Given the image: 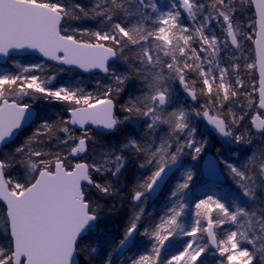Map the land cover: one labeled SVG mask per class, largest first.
<instances>
[{
	"label": "snow or ice",
	"instance_id": "6c2138e0",
	"mask_svg": "<svg viewBox=\"0 0 264 264\" xmlns=\"http://www.w3.org/2000/svg\"><path fill=\"white\" fill-rule=\"evenodd\" d=\"M253 5L257 19L248 27L254 36L236 19L238 12L250 11ZM72 20H94L97 28L73 27L68 23ZM245 41L255 44V63L242 55ZM22 50L38 52L57 65L69 66V71L98 69L112 83L102 85V95H94L79 86L53 85L55 74L0 75V201L5 206L0 210V234L6 240L0 243V264H116L114 256L134 246L137 235L148 239L150 251L131 258V264H181L182 259L183 264H197L210 246L223 258L220 264H264V151H253L243 162L220 161L235 188L221 197L198 199L190 228L181 217L188 207L186 190L194 173L185 168L182 179L169 190L159 223L140 231L144 206L169 174L183 167L185 156L198 161L207 147L206 139L197 138V118L221 138H230L222 147L238 146L232 155L252 144V129L264 137V113L254 115L251 129L237 135L234 129L247 114L237 115L231 107L222 111L224 102L242 94L241 59L246 69L258 67L259 108L264 109V0H169L163 8L157 0H91L90 6L76 0H0V55ZM125 50L132 53L131 59ZM117 61L123 62L125 71L113 66ZM36 70L43 66L34 64L22 73ZM193 72L203 85L199 90L196 81L188 78ZM17 82L18 95L35 98L38 93L67 105L70 119L58 129L64 139L57 137L68 149L66 154L32 147L33 141L51 132L47 121L23 145L4 151L21 130L29 108L6 98L3 86L11 90ZM176 82L193 101L198 95L207 97L202 110L186 107L176 98L172 86ZM129 84L141 94L129 96L121 106L127 115L119 119L114 97ZM86 125L97 126L105 136L121 132L124 139L119 145H101L108 150L99 161L93 156L92 163L74 162L87 154L90 141L95 143ZM71 126H79L82 135L75 136ZM162 126H167L163 134ZM126 152L136 157L131 165ZM18 165L21 175L14 176ZM126 165H135L141 173L127 197L134 202L133 211L119 245L108 246L102 227L106 217L93 197L117 196L116 185ZM105 176L111 179L100 183ZM224 224L230 227L218 239L215 229ZM197 233H206L208 243H200ZM173 236L192 239L169 259L161 250Z\"/></svg>",
	"mask_w": 264,
	"mask_h": 264
},
{
	"label": "trees",
	"instance_id": "16d2710c",
	"mask_svg": "<svg viewBox=\"0 0 264 264\" xmlns=\"http://www.w3.org/2000/svg\"><path fill=\"white\" fill-rule=\"evenodd\" d=\"M78 3L88 4L90 6L91 0H76ZM203 2L207 3L208 0H203ZM239 7V5H237ZM236 19L244 25L245 32L255 35L254 31L248 27V24L254 22L256 20L255 13L253 10V6L251 7L250 11H245L243 14L237 13ZM182 20L185 24H189L187 19L182 17ZM73 27H82L88 28L90 30H95L97 28L96 21L94 20H72L68 22ZM218 31V30H217ZM79 38V37H78ZM87 39V37H84ZM245 49L243 52V56L247 57L248 63H255V52H254V43L252 41H245ZM224 56V53H221ZM240 55V53H238ZM125 56L131 59L132 53L125 50ZM241 64L240 70V78L244 82L243 88L240 89L242 93L238 97H233L231 100L224 102V108L222 111L227 112L229 107L232 108L233 111L236 112L237 115L241 113H246L245 119L241 121L239 128L234 129V134H240L241 132H246L251 129L250 121L254 115L258 113V105H259V98H258V77L256 73V69H246L244 67L245 61L241 59L239 61ZM34 64H41L43 66V70H36L34 73H22V69L26 67H31ZM19 66V67H18ZM118 71H125L126 68L124 67L123 62L117 61L115 65H113ZM59 67L52 63L43 62L34 57H26L23 59L19 58H11L8 63L4 66L5 69L4 75H31L35 74L40 76L41 78H47L52 75H56V80L53 82V85L60 86L62 84H67L69 86H79L85 89L86 92H92L94 95H102L103 87L102 85L111 84L112 81L107 79L106 77H102L100 75H92V76H83L77 70H65L60 72ZM65 69V68H64ZM189 80L196 81V88L199 90L203 87L202 83L200 82L199 78L197 77L196 73L189 74ZM229 78L231 80H235V76L233 74H229ZM20 82H17V85H12L11 90H9L8 85H4V91L6 98L9 102L15 101L20 105H29L30 107L34 108L37 111V117L35 122L23 129L18 136L17 140L9 145L8 148H5L4 151H14L16 147H19L24 144L29 136L32 135V132L36 130L41 123L47 121L48 124L52 125V130L49 134L39 137L37 141H33L32 147L38 151L43 152H61L62 154H66L68 149L57 140V137L60 140L64 139V134L59 132V127H62V121L69 120L67 105L57 101H50L40 94H34L35 98L32 96H24L18 95V85ZM138 84V82H137ZM52 85H49L51 87ZM173 88L176 91V98L184 104V106H191L197 110H202V106L207 103L206 96H199L197 99V103H193L187 94L183 91V88L178 84V82L174 83ZM30 91V90H29ZM141 93L135 91V85H125L124 91H122L119 96L114 97V102L117 107V117L119 119H123L127 113L121 111V106L128 100L130 95H140ZM3 104V101H0V105ZM198 123L196 125L198 133V139H206L208 144L205 148L204 152L201 153V157L198 161H192L190 157L185 156L183 158V167L179 169L177 174L172 178L170 183L164 189L161 197L152 202L149 200L147 205H145V217L141 220L140 231L144 230V227H151L156 223H159L160 216L164 214L165 206L168 203V193L172 186H174L178 181L182 179V172L185 168H191L194 173V178L192 183L190 184L189 189H187L188 197V207L185 209V214L181 217L182 223L185 224L186 227L192 225L194 220L196 219L195 216V203L198 202V199L206 198L208 195H213L214 197H221L223 192L228 189H234L235 185L232 178L229 176L227 170L223 163H221L222 168L226 174L227 181L225 184L217 185L209 182L203 175L202 171V163L203 159L206 154L212 153L216 156V158L221 161L224 158H229L230 161H237L243 162L244 158L247 155H251L253 151L260 152L264 151V137H260L255 134L252 129V144L247 146L244 151L238 155H232V150L236 149L238 146L236 144L229 143L227 148L222 147L225 141L219 139L214 133L211 132L209 127L206 125L205 120L202 118H197ZM142 130V128H141ZM164 131H167V126H162L161 134ZM91 135L98 139L97 142L99 145V149L96 153H101L103 151H107L108 149L105 147H101V145H119V143L124 139V136L121 132H116L113 135H103V134H96L95 132H90ZM75 136L82 135L81 132L74 131ZM91 147V146H90ZM243 147V146H239ZM93 149V147H91ZM219 149V152L217 151ZM93 151V150H92ZM93 153L89 152V154L80 158L79 161L74 160V162H88L90 163V156ZM126 158L128 159L129 165H131L132 160L136 159L134 154L132 153H124ZM14 176L21 175V168L18 165L12 173ZM140 170L135 166L132 165L129 167L126 165V169L124 174L120 177V182L116 185L119 194L115 197L108 198V199H97V196H94L93 199L97 201L100 205H102L101 211L106 217L104 221H102V227L104 228V234L109 238L108 239V246H118L119 241L123 236L125 226L128 222V218L132 215V205L133 201L128 199L130 195V190L134 187L137 177L140 176ZM147 175V173H145ZM111 179L110 176H105L104 179L100 180V183H103L104 180ZM23 182V181H21ZM99 195V194H97ZM114 205V207H113ZM4 206L0 204V210H3ZM148 214H151L150 216ZM216 217L217 213L213 212L212 214ZM2 220H0V230H2ZM202 225L206 226V221H201ZM228 224H224L217 229V236L218 239L223 238V233L225 230L229 229ZM234 230V229H233ZM192 239L188 236H173L169 237V240L165 241V246L161 250L162 256L166 258H171L174 254H179L180 251L183 250L184 243L188 240ZM197 240L200 243H208L207 234L206 233H197ZM137 243L133 246L132 251L130 254L122 261H117V256H114V260L116 264H131V258H138L141 254H148L150 251V242L146 237L137 236L136 238ZM0 243H6L5 237L0 234ZM103 243V239H102ZM203 260L204 264H220V259L217 254H215L211 247L206 253L201 254V259L198 260L197 264H200V261ZM183 264V259L181 261Z\"/></svg>",
	"mask_w": 264,
	"mask_h": 264
},
{
	"label": "water",
	"instance_id": "95a60500",
	"mask_svg": "<svg viewBox=\"0 0 264 264\" xmlns=\"http://www.w3.org/2000/svg\"><path fill=\"white\" fill-rule=\"evenodd\" d=\"M253 10H254V13H255V6L253 5ZM256 17V16H255ZM257 19V17H256ZM254 51H255V44H254ZM28 56H32V57H37L43 61H46V62H50L52 64H56L57 65V62H54V61H50L48 60L47 58L43 57L40 53L38 52H35V51H32V50H22V51H13L10 56H2L0 55V66H4L7 64V62L12 58V57H16V58H24V57H28ZM255 59H256V54H255ZM110 64H111V61H110ZM59 67H63L65 69H68L69 66H66V65H57ZM71 70H77L78 72H80L82 75L84 76H90V75H101L102 77H106L104 73H102L100 70L98 69H93L91 71H84L82 69H79V68H75V67H72ZM256 73H257V77H258V87H259V70H258V67L256 68ZM258 98H259V91H258ZM189 99L193 102V103H197V101H193L190 97ZM9 102V101H8ZM9 103H12V102H9ZM19 105V104H18ZM20 106H23V105H20ZM116 104H115V109H114V112H115V115H116ZM258 111L259 113H264V109H260L259 108V105H258ZM36 116H37V112L34 108L32 107H29L28 108V111L25 113V118L24 120L22 121V128L21 130L17 133V136L14 140V142L16 141V139L18 138L20 132L24 129V128H27L29 126H31L35 120H36ZM68 117L70 119V113H68ZM206 122V121H205ZM207 124V122H206ZM210 130H211V125H208ZM74 128L75 131H78V132H81V130L79 129V126H71ZM87 128H89L90 130H93L95 131L96 133L98 134H102L101 132L97 131L96 130V127L95 125H86ZM254 130V129H253ZM212 131V130H211ZM213 132V131H212ZM255 132V130H254ZM219 139L221 140H224V141H229L230 138H221L219 136L218 133H215L213 132ZM13 143V142H12ZM10 143V145L12 144ZM180 169V168H179ZM202 170H203V174L205 176V178H207L210 182L212 183H215V184H224L226 181H227V177H226V174L224 173L223 169H222V166L220 164V162L218 161V159L215 157L214 154L212 153H208L205 158H204V161H203V165H202ZM178 172V170H174L172 173L169 174V176L167 177V180H166V183L165 185H163L160 189H158V194L155 195L153 197V199L151 200L152 202H155L157 201L164 189L167 187V185L169 184V182L172 180V178L174 177V175ZM0 204L4 206L3 202L0 201ZM5 207V206H4ZM216 231V229H215ZM138 236V235H137ZM218 237V236H217ZM137 238V237H136ZM133 247V246H132ZM132 247L129 249V250H126L122 255H118V261H121L123 260L129 253L130 251L132 250ZM212 250L217 253L215 251V248L214 247H211ZM221 258V257H220ZM222 259V258H221Z\"/></svg>",
	"mask_w": 264,
	"mask_h": 264
},
{
	"label": "rangeland",
	"instance_id": "374dc122",
	"mask_svg": "<svg viewBox=\"0 0 264 264\" xmlns=\"http://www.w3.org/2000/svg\"><path fill=\"white\" fill-rule=\"evenodd\" d=\"M157 3H158V5L160 6V7H164V5L165 4H167V3H169V0H160V1H158L157 0ZM166 10V9H165ZM5 69H3V68H1L0 67V75H4L5 74ZM54 82V81H53ZM258 114V113H257ZM93 137V136H92ZM93 141H95V143H93V142H89V146H88V154H89V152H92L93 153V155L92 156H90V163H92V158H93V156H95V158H96V160L97 161H99L100 159H101V156H100V154L102 153H96L97 152V150H100L99 149V145H97L98 143L97 142H99L98 141V139H94V137H93ZM93 147V149H95V152H93L92 150L93 149H91V147ZM103 148V147H102ZM103 152H105V151H103ZM199 259H201V256L200 257H198V260Z\"/></svg>",
	"mask_w": 264,
	"mask_h": 264
},
{
	"label": "bare ground",
	"instance_id": "6f19581e",
	"mask_svg": "<svg viewBox=\"0 0 264 264\" xmlns=\"http://www.w3.org/2000/svg\"><path fill=\"white\" fill-rule=\"evenodd\" d=\"M115 103V102H114ZM90 132H95V131H92V130H90ZM96 133V132H95ZM96 134H98V133H96ZM114 134V133H113ZM113 134H110V135H113ZM90 135H91V133H90ZM92 136V135H91ZM94 139H96V138H94ZM99 141V140H98Z\"/></svg>",
	"mask_w": 264,
	"mask_h": 264
}]
</instances>
